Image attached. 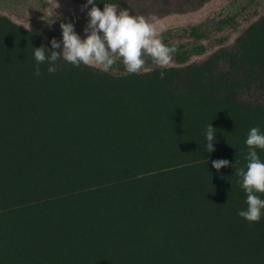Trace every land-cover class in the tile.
Returning <instances> with one entry per match:
<instances>
[{
	"label": "trees",
	"instance_id": "16d2710c",
	"mask_svg": "<svg viewBox=\"0 0 264 264\" xmlns=\"http://www.w3.org/2000/svg\"><path fill=\"white\" fill-rule=\"evenodd\" d=\"M37 47L61 51L0 17V264H264V210L237 215L236 175L264 133V14L202 60L138 74L61 58L35 76Z\"/></svg>",
	"mask_w": 264,
	"mask_h": 264
},
{
	"label": "clouds",
	"instance_id": "9594fccd",
	"mask_svg": "<svg viewBox=\"0 0 264 264\" xmlns=\"http://www.w3.org/2000/svg\"><path fill=\"white\" fill-rule=\"evenodd\" d=\"M56 3V0H55ZM88 23L84 28L86 36L81 37L74 31L71 23H61V51H49L47 55L43 47L34 49L36 66L34 75H41L40 65L48 63V73H55V63L63 58L79 68L81 64L110 71L120 60L128 74H138L145 70L146 57L159 68H167L173 63L172 54L178 49L175 45H165L162 40L163 27H157L156 17L130 14L127 9H119L117 3H105L103 10L96 6L95 0H86ZM59 5L56 3V7ZM52 49H60L61 43L54 38L50 41ZM47 52V53H49ZM165 73L160 72L164 79ZM216 129L209 124L206 131L205 148L214 151L213 139ZM248 152L245 157V168L236 170L239 187L246 193V210L238 211L237 215L249 223L259 222L264 210V162L261 161L257 149L264 150V133L259 127H252L245 140ZM226 159L212 161V166L219 171L229 165ZM234 166V165H233ZM231 182V181H230Z\"/></svg>",
	"mask_w": 264,
	"mask_h": 264
},
{
	"label": "rangeland",
	"instance_id": "374dc122",
	"mask_svg": "<svg viewBox=\"0 0 264 264\" xmlns=\"http://www.w3.org/2000/svg\"><path fill=\"white\" fill-rule=\"evenodd\" d=\"M197 0H127L123 9L130 14L155 16L157 27H163L165 45H175L176 66L206 58L220 47L230 46L235 38L254 20L264 14V0H207L195 6ZM56 3L59 5L56 7ZM0 0V17L50 42L61 43V23H71L83 39L89 17L85 2L80 0ZM142 72L157 67L146 57ZM169 66V67H171ZM120 60L110 70L123 72Z\"/></svg>",
	"mask_w": 264,
	"mask_h": 264
}]
</instances>
